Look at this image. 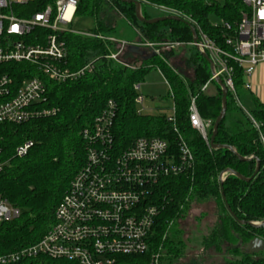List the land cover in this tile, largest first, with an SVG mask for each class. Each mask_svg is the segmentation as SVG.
<instances>
[{
	"label": "trees",
	"instance_id": "1",
	"mask_svg": "<svg viewBox=\"0 0 264 264\" xmlns=\"http://www.w3.org/2000/svg\"><path fill=\"white\" fill-rule=\"evenodd\" d=\"M146 1L173 7L191 16L219 44L224 42L223 23L229 22L235 26L241 19L242 11L247 9L243 0H212V4H206L203 0ZM55 2L34 0L12 4L10 10L17 16L29 18L48 5L55 6ZM144 4V16L152 18L144 10ZM211 15L218 18V22H212ZM75 16L92 20V27L81 31L93 35L71 31L60 33L68 50L67 65L71 70H78L93 62V71L72 82L46 81L48 98L42 107H54L56 114L22 124H0V161L6 162L0 172V197L20 212L16 218L0 221V253L33 244L51 228L57 206L86 161L88 143L82 136V130L103 111L107 101L113 99L118 106L113 133L116 142L123 148L130 146L136 138L157 136L167 139L176 152L178 136L173 129L176 125L195 156L193 172L162 181L154 198L163 202L165 208L155 222L150 249L145 255L127 256L131 264H150L152 254L160 247L164 249L165 264H180L177 259L183 256L184 241L177 235L170 237V232L165 238L164 235L170 230L169 225L180 219L192 203L200 204L211 198L216 200L221 214L220 235L227 242L239 243L231 250L233 258L221 264H264V251L251 253L242 249L254 237L264 239V226L242 225L232 217L223 200L219 178L220 173L228 168L251 177L258 159L260 170L250 181L228 175L223 182V191L239 220L264 221V142L261 138V135L264 136V104L246 112L228 92L226 116L219 125L215 139L216 143L235 147L241 156L253 157L251 160H240L229 149L211 148L189 122L191 95H197L202 118L212 122L210 136L222 109V89L217 84L215 93L201 90L212 74L208 61L199 51L193 48V56L184 64L194 70V76L188 78L185 69L173 60L176 57L173 49L154 53L149 47L140 45L143 53L139 54L130 51L128 45L115 60L109 55L117 51L116 43L98 37L119 36V24L125 21L139 29L140 37L136 34L139 44L190 42L193 35L187 20L141 23L135 14V5L120 0H78ZM50 32L49 29L36 27L30 38ZM29 41L36 43V40ZM128 41H132V38H128ZM11 67L17 71L11 73L16 76V82L31 76L21 74L25 69H30L28 63H15ZM154 68L164 74L170 85L175 122L169 121L166 114L150 115L138 111L135 99L139 93L135 85L142 83L146 74ZM235 85L237 90L244 86L241 68L236 69ZM26 140H32L34 145L26 155L16 156V147ZM50 261L52 264H79L61 258H51Z\"/></svg>",
	"mask_w": 264,
	"mask_h": 264
},
{
	"label": "built area",
	"instance_id": "2",
	"mask_svg": "<svg viewBox=\"0 0 264 264\" xmlns=\"http://www.w3.org/2000/svg\"><path fill=\"white\" fill-rule=\"evenodd\" d=\"M30 1L34 0H0V124H22L56 114V108L42 107L48 98L46 81L72 82L94 69V63L89 62L78 70H71L67 65V46L60 38L64 31L93 35L69 27L76 18L78 0H56L55 6L48 5L29 18L17 16L10 10L12 4ZM139 1L165 15L179 16L196 27L198 41L192 40L189 44L199 52L208 53L213 60L215 74L211 75L210 82L220 77L241 105L235 85L236 69H242L244 86L251 89L248 78L264 62V0H243L247 9L242 11L240 21L235 26L224 22L221 27L223 44L210 38L191 16L182 11ZM203 1L212 4V0ZM70 7L72 10L67 15ZM36 27L51 32L30 38ZM98 37L116 43L117 51L109 55L115 60L126 46L133 44L114 36ZM31 39L36 43H31ZM134 44L147 46L154 53L162 50L160 43ZM163 44L167 49L182 45L178 41ZM15 63H28L30 69L21 74L31 76L16 82V76L11 74L17 72L11 67ZM209 83L201 90L205 91ZM139 87L135 85L136 90ZM135 102L143 105L144 97L138 95ZM117 111V103L109 99L103 111L82 130L88 143L86 161L57 206L51 228L33 244L0 253V264H52L51 258L79 264H131L127 256L145 255L149 251L155 222L165 208L163 202L154 198L155 193L164 179L193 172L195 156L176 125L173 128L178 136L176 152L167 139L157 136L136 138L130 146L123 148L113 133ZM138 111L142 113L140 108ZM168 120L175 122L174 112ZM189 122L210 145L212 122L202 118L197 95L190 96ZM254 123L259 128L258 123ZM261 138L264 142L263 135ZM33 145L32 140H26L16 147L15 155H26ZM5 164L0 161V172ZM19 214V210L0 197V221L16 218ZM163 250L160 247L152 254L150 264H165Z\"/></svg>",
	"mask_w": 264,
	"mask_h": 264
},
{
	"label": "rangeland",
	"instance_id": "3",
	"mask_svg": "<svg viewBox=\"0 0 264 264\" xmlns=\"http://www.w3.org/2000/svg\"><path fill=\"white\" fill-rule=\"evenodd\" d=\"M143 8L151 16H165L162 11L147 4H144ZM211 20L212 22H218L219 19L211 15ZM92 24V20L89 18L76 17L69 27L74 30H84L90 29ZM119 29V36L134 38L136 34H138V37H140L139 29L129 22H120ZM165 42L172 41L160 42L162 49H167L166 45L163 44ZM178 42H181L182 45L174 46V48H172L175 51L174 55L176 56L173 60L177 61L182 69H185L186 76L190 78L194 76V70L187 68L184 64L191 59L194 50L188 41ZM209 82L210 80L207 83ZM209 85L203 92H208ZM238 90L240 92V88H238ZM138 93L144 97L143 105H137V108H140L143 114L169 115L174 112V101L171 95L170 86L167 83L164 74L158 68L151 69L146 74L144 81L140 84ZM241 99L244 104V109L249 112L252 111L253 108L244 100L243 96H241ZM250 119L253 122L251 117ZM220 216L221 214L219 212L218 204L215 199L211 198L200 204H195V202L192 203L191 207L186 210L185 214L171 225L169 230L170 237L177 235L185 244L183 256L177 259V263L221 264L226 260L233 258L231 250L239 243L233 244L227 242L225 238H222L219 232Z\"/></svg>",
	"mask_w": 264,
	"mask_h": 264
},
{
	"label": "water",
	"instance_id": "4",
	"mask_svg": "<svg viewBox=\"0 0 264 264\" xmlns=\"http://www.w3.org/2000/svg\"><path fill=\"white\" fill-rule=\"evenodd\" d=\"M123 3H132L135 5V14L137 19L141 22V23H148V24H155L158 23L160 21H164V20H176V21H185L183 18L176 16V15H165V16H158V17H152V18H146L143 14V9H142V3L139 0H120ZM191 28L192 31V35H193V42L198 41V34H197V30L196 27L191 24L190 22H187ZM129 50L133 51L135 53H139L142 54L143 50H141L139 48L138 45L135 44H131L129 46ZM202 54V56L208 61L209 65H210V70H211V74L214 75L215 74V65L213 60L211 59V57L208 55V53L206 52H200ZM215 81L219 84L220 88L222 89V109L218 115V117L216 118L213 128H212V133L210 136V146L211 148H225V149H229L230 151H232L240 160L243 161H249L251 160L253 157H245V156H241L239 155V153L237 152L236 148L228 145V144H219L215 142L218 130H219V125L221 123V121L225 118L226 116V112H227V102H228V89L226 87V85L224 84V82L222 81V79L220 77H216ZM260 170V161L257 159V164H256V169L255 172L253 174V176L251 177H246L244 175H242L240 172L228 168L225 169L224 171H222L220 173V181H221V187H222V196H223V200L225 202L226 208L229 211V213L232 215V217L234 219H236L237 221H239L240 224L245 225H251L252 227H262L264 226V221L263 222H256V221H245V220H239L237 218V216L235 215V213L232 211L231 207L229 206L227 199L224 195V191H223V182L225 181L226 177L228 175H235L238 178L244 180V181H250ZM242 249L246 252H251V253H259L261 251H264V239H262L261 237H254L251 240H249L243 247Z\"/></svg>",
	"mask_w": 264,
	"mask_h": 264
},
{
	"label": "crops",
	"instance_id": "5",
	"mask_svg": "<svg viewBox=\"0 0 264 264\" xmlns=\"http://www.w3.org/2000/svg\"><path fill=\"white\" fill-rule=\"evenodd\" d=\"M153 17H156V16H153ZM114 37H116V36H114ZM123 37L124 36H117L116 38L128 41V37H126V36L124 38ZM136 38H137V36H135L134 39L132 38V41H128V42L133 43V44L137 43ZM138 46L141 47L140 45H138ZM248 81L251 83L252 88L247 89L245 86L240 87V92L238 90L239 102H240L241 106L244 108V104H243V101L241 99V96H243L244 100L250 105V107L255 109L257 107V105L264 104V62L260 63L255 68L254 73L248 78ZM140 84H136V85L140 86ZM216 84L219 86V84L216 81L210 83L209 88H208V92L210 94L215 93L217 91ZM139 89H140V87H139ZM245 111L249 112L247 110H245ZM172 114H169L168 116H170Z\"/></svg>",
	"mask_w": 264,
	"mask_h": 264
},
{
	"label": "bare ground",
	"instance_id": "6",
	"mask_svg": "<svg viewBox=\"0 0 264 264\" xmlns=\"http://www.w3.org/2000/svg\"><path fill=\"white\" fill-rule=\"evenodd\" d=\"M71 10H72V8L70 7V8H69V10H68V14H67V15H69V14H70Z\"/></svg>",
	"mask_w": 264,
	"mask_h": 264
}]
</instances>
